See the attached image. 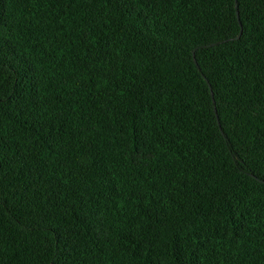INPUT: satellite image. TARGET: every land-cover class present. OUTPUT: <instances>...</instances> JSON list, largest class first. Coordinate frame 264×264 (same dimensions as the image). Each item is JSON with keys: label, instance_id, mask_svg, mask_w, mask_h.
Instances as JSON below:
<instances>
[{"label": "trees", "instance_id": "1", "mask_svg": "<svg viewBox=\"0 0 264 264\" xmlns=\"http://www.w3.org/2000/svg\"><path fill=\"white\" fill-rule=\"evenodd\" d=\"M0 264H264V0H0Z\"/></svg>", "mask_w": 264, "mask_h": 264}]
</instances>
